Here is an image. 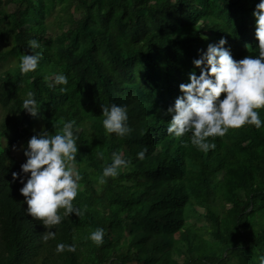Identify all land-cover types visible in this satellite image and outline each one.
Instances as JSON below:
<instances>
[{
  "label": "trees",
  "instance_id": "obj_1",
  "mask_svg": "<svg viewBox=\"0 0 264 264\" xmlns=\"http://www.w3.org/2000/svg\"><path fill=\"white\" fill-rule=\"evenodd\" d=\"M258 2L0 0V41L12 44L0 48V264H260L264 126L209 137L216 147L207 153L189 135L167 133V108L195 70L198 50L224 37L235 59L258 54ZM33 38L37 49L29 48ZM29 52L42 54L38 67L21 73ZM61 72L67 85L54 82ZM28 91L40 105L35 117L21 107ZM111 103L128 106L132 131L123 137L103 128L101 106ZM257 111L264 121V108ZM66 120L77 128L71 166L81 179L73 203L82 213L66 216L44 241L45 226L26 214L23 185L13 180L26 159L14 149L34 130L55 134ZM114 151L131 163L101 184ZM98 227L105 233L100 246L88 238ZM61 242L76 250L57 253Z\"/></svg>",
  "mask_w": 264,
  "mask_h": 264
},
{
  "label": "clouds",
  "instance_id": "obj_2",
  "mask_svg": "<svg viewBox=\"0 0 264 264\" xmlns=\"http://www.w3.org/2000/svg\"><path fill=\"white\" fill-rule=\"evenodd\" d=\"M252 16L258 54L237 60L225 47L227 40L224 37L218 42L209 43L206 50H198V57L192 60L195 70L187 74V82L179 84L180 94L167 108V113L171 115L167 126L169 135L177 138L189 135L191 144L207 153L216 147L209 137H224L230 129L244 125H252L257 129L264 126L257 111L264 108V0L255 4ZM28 45L30 49L40 47L35 38L30 39ZM41 55L31 52L23 54L19 62L20 72L36 70ZM54 82L67 85L68 77L62 72L58 73ZM60 91L66 92L67 88L61 87ZM21 107L33 117L41 112L32 91L26 93ZM101 108L102 125L108 134L123 137L132 131L128 123L127 105L111 103ZM77 140L74 120H66L55 134H49L46 128L34 130L26 146H21L26 159L20 165V171L12 173L13 180L18 179L23 185L19 191L27 204L26 214L46 228L42 237L44 241L55 238L56 232L51 229L61 224L66 216L72 213L79 216L82 213V209L73 203L81 179L71 166L79 151ZM146 153L147 147L136 156L143 160ZM96 155L104 159L102 151ZM111 157V163L103 167L99 177L98 182L101 184L106 183L108 177H117L120 170L131 163L118 151L112 152ZM60 209H63V214ZM104 235V229L98 227L90 232L88 238L100 246L104 243ZM65 250L74 252L76 245L63 242L56 245L57 253ZM260 264H264V258H261Z\"/></svg>",
  "mask_w": 264,
  "mask_h": 264
},
{
  "label": "rangeland",
  "instance_id": "obj_3",
  "mask_svg": "<svg viewBox=\"0 0 264 264\" xmlns=\"http://www.w3.org/2000/svg\"><path fill=\"white\" fill-rule=\"evenodd\" d=\"M51 19H53V17H51ZM53 27H55V29H58V26H57L56 23L53 24ZM49 33H50V32H49ZM11 46H12V44H11V39H4V40H1V41H0V48H3L4 50H5V49H6V50L10 49ZM9 61H10V60H9ZM3 69H5V68H1L0 70H3ZM3 113H4V109H3L2 107H0V120H1L2 117H3ZM14 152L16 153V155H17L18 157H22V147L14 149ZM74 170H75V169H74ZM225 201H226V203H227L228 205H230V198H229V197L226 196ZM203 220H205V218H204ZM208 245H209V243H208V240H207L206 247H208Z\"/></svg>",
  "mask_w": 264,
  "mask_h": 264
}]
</instances>
